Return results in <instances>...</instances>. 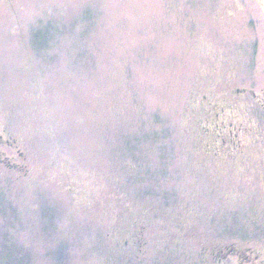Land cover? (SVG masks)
I'll return each instance as SVG.
<instances>
[{
  "label": "rangeland",
  "instance_id": "obj_1",
  "mask_svg": "<svg viewBox=\"0 0 264 264\" xmlns=\"http://www.w3.org/2000/svg\"><path fill=\"white\" fill-rule=\"evenodd\" d=\"M263 91L264 0H0V264L264 252Z\"/></svg>",
  "mask_w": 264,
  "mask_h": 264
},
{
  "label": "flooded vegetation",
  "instance_id": "obj_2",
  "mask_svg": "<svg viewBox=\"0 0 264 264\" xmlns=\"http://www.w3.org/2000/svg\"><path fill=\"white\" fill-rule=\"evenodd\" d=\"M236 92L238 93L240 91L236 90ZM250 99L260 108V113L264 116V91L261 95L254 94L253 98ZM219 111V109H215V116L219 114ZM208 130L215 133V135L221 139V143L230 151V155H236L243 151V144L240 139V132L243 129L239 125L235 123L222 125L217 121L213 122ZM2 132L3 131L0 130V143L13 147L12 140L7 138L6 134ZM3 155L4 154L0 153V163L6 165V157ZM18 156L22 157L20 151H18ZM11 164L12 165H9L11 169H22L19 164ZM211 259L214 264H228L230 261L237 264H264V252L251 245L224 244L217 252L215 251L211 254Z\"/></svg>",
  "mask_w": 264,
  "mask_h": 264
}]
</instances>
